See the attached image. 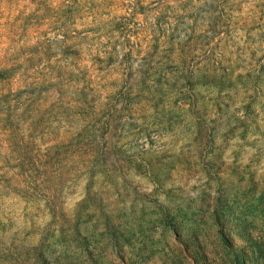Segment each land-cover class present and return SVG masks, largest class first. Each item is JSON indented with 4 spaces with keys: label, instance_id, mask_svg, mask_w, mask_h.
I'll list each match as a JSON object with an SVG mask.
<instances>
[{
    "label": "rangeland",
    "instance_id": "374dc122",
    "mask_svg": "<svg viewBox=\"0 0 264 264\" xmlns=\"http://www.w3.org/2000/svg\"><path fill=\"white\" fill-rule=\"evenodd\" d=\"M109 2L130 9L128 15H116L106 22V34L116 32L126 37L124 47H135L127 35L136 36L142 31L134 17L147 18L157 13L153 17L155 32L147 54L151 56L171 15L176 24L166 38L169 52L173 41L182 40L184 47L192 40L206 46L222 31L228 37L226 43L235 44L237 39H242L243 46L237 47L236 52L247 51L249 60L255 59L257 67L235 79L227 75H202L193 80L189 73L184 83L177 86L176 81L169 82L163 76L165 71H176L173 65L166 64L154 80L157 86L154 94L147 98L155 118L141 117L137 124L129 116L127 121L114 126L110 139L113 142L124 139V143L119 147L113 143L108 152L94 159L87 172V195L71 218L52 212L50 201L47 206L51 219L42 228L36 226L39 209L35 204L22 210L21 223L26 227L19 233L7 235L14 225L11 220L0 221V264H264V174L258 178L256 169L249 165L241 168L236 163L241 158L242 148L255 146L257 142L248 137L264 135L258 123V117L264 113V64L260 63L264 59V48L260 47L264 32L258 31L262 25L257 22L264 19L261 8L264 0H196L193 11H185L193 6V0ZM75 3L76 0H69V7L54 10L49 8L47 0H0V32L5 28L23 32L50 17L54 18L55 25L79 11L71 7ZM173 3L180 14L172 15ZM29 4L34 7L26 12ZM243 5L252 6L245 16L230 17L224 11L240 13L244 11ZM252 9L258 13L255 20ZM205 19L208 21L205 32L194 36L193 28ZM187 20H192L193 24L186 25L188 31L185 32L183 25ZM95 31V27H85L76 35L83 39L87 33ZM238 33H242V37ZM65 38L68 37L65 35ZM55 43L53 38L51 42H44V47ZM251 45L256 48L251 49ZM39 47L27 51L35 55ZM215 48L213 45L209 49L207 58L214 55ZM60 51L63 55L78 54L71 45ZM257 51L261 52L258 58ZM130 59V54L125 53L123 60L129 62ZM94 60L98 72L114 62L112 57L105 61ZM237 60H240L239 55ZM39 62L38 56L35 59L30 56L27 61L30 67ZM244 66L242 62L236 65ZM217 67L224 70L219 63ZM8 74L0 71V80ZM139 74L143 84L146 73L141 69ZM162 84L174 89L176 95L169 97L160 91ZM197 88L204 89L205 93L215 90L216 94L205 96L197 92ZM39 91L29 87L24 94ZM241 91L245 93L241 97L245 102L237 111L242 115L227 132L220 133L222 144L216 146L217 132L227 123H222L221 117ZM131 92L130 85L120 96L125 108L132 102ZM21 94L20 91L11 94V99L17 100ZM8 99L9 94L0 96V100ZM185 104L190 113L198 116V134L191 143L185 141L187 126L182 108ZM49 130L53 134L58 131ZM108 131L107 126L98 131L101 142ZM164 133L172 136L167 145L161 142ZM233 136H238L242 143L232 153L229 170L221 157ZM208 155L211 159L205 158ZM3 163L14 167L6 159ZM97 174L101 176L100 181L94 179ZM208 180H212L214 186L209 185ZM74 195L69 187L62 193L57 192L55 199L59 201ZM23 196L33 202L40 199L35 192L23 193ZM32 238H35L34 243Z\"/></svg>",
    "mask_w": 264,
    "mask_h": 264
},
{
    "label": "clouds",
    "instance_id": "9594fccd",
    "mask_svg": "<svg viewBox=\"0 0 264 264\" xmlns=\"http://www.w3.org/2000/svg\"><path fill=\"white\" fill-rule=\"evenodd\" d=\"M47 3L54 10L70 6L69 0H47ZM195 6L196 0H193V6L185 11H193ZM33 7L29 4L26 12ZM71 7L79 11L72 12L70 18H62L55 25L52 23L54 18L50 17L23 32L15 28H5L0 32V71L9 73L5 79L0 80V96L9 94L7 101L0 100V221H12L14 226L8 232L9 236L26 227V224L21 223V213L26 206L32 208L35 204L39 209L36 217V226L39 228L51 219L47 206L50 201L52 212L63 213L71 218L87 195V172L94 159L108 152L113 143L116 147L124 143V139L114 142L110 139L114 126L127 121L129 116L137 124L141 122V117L149 120L155 118L147 98L154 94L157 87L154 80L166 64L173 65L176 71H165L163 76L169 82L176 81L177 86L184 83L189 73L193 80L202 75H227L228 78L235 79L237 75L257 67L255 59L249 60L247 51L239 54L236 52L237 47L243 46L242 39H237L235 44L226 43L228 37L222 31L206 46L196 44L195 40L189 41L187 47L183 46L182 40L173 41L169 52L166 38L176 24L170 15L164 34L159 36L156 51L148 56L155 32L153 17L157 13H152L147 18L140 15L134 17L142 31L136 36L127 35L129 42L135 45L128 48L123 46L126 38L124 35L116 32L106 34V22L116 15H128L130 9L126 6L111 3L109 0H76ZM171 7L175 10L172 15L180 14L176 4H171ZM251 7L243 5L244 11L240 13L228 9L224 11L230 17L245 16ZM261 8L264 10V4ZM257 15V11L252 9L253 20ZM257 22L262 25L258 31L264 32V19ZM207 23L206 19L202 23L197 22L192 34L195 36L204 33ZM192 24V20L185 21V32L188 31L186 25ZM85 27H95L97 31L87 33L81 39L76 33ZM128 28H131V24ZM237 35L242 37L243 34ZM252 35L255 36L256 32ZM53 38L56 43L45 48L44 42H51ZM37 45L40 47L35 55L27 51ZM66 45L73 46L78 54L63 55L60 50ZM213 45H216L215 53L207 58ZM250 47L254 50L256 45ZM260 47L264 48V40ZM125 53L130 54L129 62L123 60ZM237 55L240 60H237ZM30 56L33 59L38 56L39 64L30 67L27 63ZM260 56L261 52L257 51L256 57ZM109 57L114 62L98 72L94 58L105 61ZM241 62L245 66L236 67ZM218 63L223 66V71L217 67ZM260 63L264 64V59ZM141 69L147 77L143 84L139 74ZM130 85L132 102L125 108L120 96ZM29 87L40 91L38 94H24V90ZM159 87L169 97L176 95L175 90H170L166 85ZM18 91L22 93L19 98L11 99V94ZM196 91L205 96L216 94L215 90L205 93L202 88H197ZM244 95L241 91L227 113L221 117V122L227 123L217 132L214 141L216 146L222 144L220 133L227 132L242 115L237 109L245 102L241 98ZM182 108L187 126L185 141L191 143L198 134V116L188 111L187 104L182 105ZM257 111L260 112V109ZM258 123L261 133H264V113L258 117ZM102 126L109 129L103 142L97 135ZM50 128L58 131L53 134ZM248 139L257 142L252 147L244 146L241 158L236 163L241 168L249 165L256 169L259 178L264 174V135L249 136ZM171 140L172 136L168 133H164L161 138L165 145ZM241 143L238 136L227 141V148L224 149L221 159L229 170L233 163L232 153ZM205 158L211 159V155ZM5 159L14 167L5 166ZM94 179L100 181L101 176L97 174ZM208 184L214 186L212 180H208ZM69 187L74 190L75 195L71 198L62 197L57 201V192L62 193ZM33 192L40 199L33 202L24 198L23 193ZM34 241L35 238H32L31 242Z\"/></svg>",
    "mask_w": 264,
    "mask_h": 264
}]
</instances>
